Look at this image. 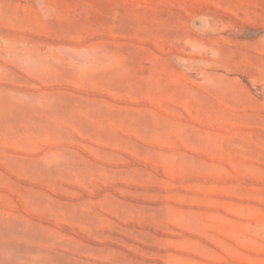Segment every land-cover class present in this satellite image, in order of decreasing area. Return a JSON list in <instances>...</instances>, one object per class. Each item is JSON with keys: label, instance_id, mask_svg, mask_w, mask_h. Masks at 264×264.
<instances>
[{"label": "rangeland", "instance_id": "rangeland-1", "mask_svg": "<svg viewBox=\"0 0 264 264\" xmlns=\"http://www.w3.org/2000/svg\"><path fill=\"white\" fill-rule=\"evenodd\" d=\"M0 264H264V0H0Z\"/></svg>", "mask_w": 264, "mask_h": 264}, {"label": "bare ground", "instance_id": "bare-ground-1", "mask_svg": "<svg viewBox=\"0 0 264 264\" xmlns=\"http://www.w3.org/2000/svg\"><path fill=\"white\" fill-rule=\"evenodd\" d=\"M64 50L66 52H68V54H71L72 56H75V57H83L85 55V53L83 51H80V50H77V51H70L68 49H64Z\"/></svg>", "mask_w": 264, "mask_h": 264}]
</instances>
